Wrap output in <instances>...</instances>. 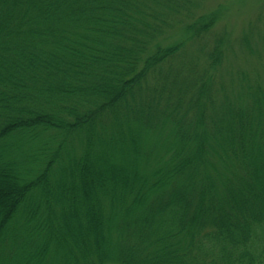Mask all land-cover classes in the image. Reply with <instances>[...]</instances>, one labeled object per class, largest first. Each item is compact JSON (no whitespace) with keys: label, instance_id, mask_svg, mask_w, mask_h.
Returning <instances> with one entry per match:
<instances>
[{"label":"trees","instance_id":"1","mask_svg":"<svg viewBox=\"0 0 264 264\" xmlns=\"http://www.w3.org/2000/svg\"><path fill=\"white\" fill-rule=\"evenodd\" d=\"M0 0V264H264V11Z\"/></svg>","mask_w":264,"mask_h":264},{"label":"rangeland","instance_id":"2","mask_svg":"<svg viewBox=\"0 0 264 264\" xmlns=\"http://www.w3.org/2000/svg\"><path fill=\"white\" fill-rule=\"evenodd\" d=\"M221 6L225 12L218 27H225L235 39L242 34L247 23L264 11V0H208L205 11H213Z\"/></svg>","mask_w":264,"mask_h":264}]
</instances>
